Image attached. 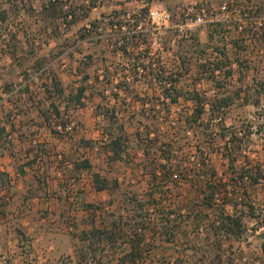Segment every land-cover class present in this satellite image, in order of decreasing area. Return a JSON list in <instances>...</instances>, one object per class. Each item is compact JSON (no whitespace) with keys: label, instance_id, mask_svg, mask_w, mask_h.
Returning a JSON list of instances; mask_svg holds the SVG:
<instances>
[{"label":"rangeland","instance_id":"obj_1","mask_svg":"<svg viewBox=\"0 0 264 264\" xmlns=\"http://www.w3.org/2000/svg\"><path fill=\"white\" fill-rule=\"evenodd\" d=\"M105 1L112 4L93 9L90 19L100 18L99 12H107L117 4L116 0ZM117 1H124L129 11L138 9L140 4L137 0ZM20 2L16 8L14 1L0 0V10H6L5 21H0V88L6 83L11 90L8 95L0 91V97L5 96L4 100L0 98V103L5 104L0 111L6 113V118L0 115V123L10 131L7 142L0 146V171L8 173L11 179L8 189L0 190L6 202L5 215L0 216V264H112L127 247L123 243L124 236L118 239L119 246L114 253L98 250L96 254L90 251L91 254L85 256L76 235L91 225L105 223L110 227L116 216L122 217L124 228L135 226L134 233L143 237L140 264H230V258L233 264H264L261 239L257 236L263 231L259 227L261 222L248 216L251 212L260 213L264 205L262 187L246 182L249 196H244L243 188L233 182L237 175L234 170L264 164L262 141L252 133L247 149L241 154H246L247 158L239 157L234 168H230L228 159L222 155L223 140L217 134L221 121L225 127L237 131H241L245 123L249 130L256 129V108L250 102L245 104L244 100L245 96L250 101L253 99L255 82H264V38L251 42L235 39L243 33L250 37L253 33L258 35L259 23L249 24L241 17L238 21L241 12L227 11L222 13L224 22L239 28L226 25L223 36L210 39L209 24L190 31L179 24L201 10H218L222 4L227 6L230 0H152L150 10L164 11V19H151L149 15L146 18L150 54L154 67L158 61V65L171 72L164 86L169 87L170 95L177 96V102L170 104L167 112L168 101L160 96H165L163 84L127 71V60L119 50L115 51L120 37L107 32L98 44L90 42V38L81 39L79 28L89 20H82L67 30L58 28L52 36L36 21L39 2ZM170 3L176 8L175 14L167 6ZM184 32H188L187 36ZM14 43L19 48L12 61L5 49ZM216 46L224 47L232 60L227 93L239 86L242 90L234 102L211 120L213 133L205 138L202 149H208L210 163L217 172L214 181L226 184L228 191H235L241 206L242 202L249 203L255 210H244L246 231L237 241L212 237L209 224L214 214L207 217L203 213L201 221L195 219L194 204L199 197L196 185L204 181L203 177L195 178L190 171L196 147L194 131L199 128L188 127L183 118L195 108L190 100L194 93L207 99L222 91L214 86L208 78L209 71L205 70L217 55ZM86 55L91 59L86 60ZM238 56L248 59L245 68L240 69L234 61ZM40 57L45 59V71L35 64ZM105 67H108L106 75ZM82 71L89 74V84L82 97L83 106H75L67 102V93L76 92ZM216 73L219 79L223 70ZM53 75L63 95L50 86L48 79ZM24 83L29 85V92H17ZM260 100L264 108V94L260 95ZM50 101L59 105L61 116H54ZM97 105L114 106L117 122L109 123L98 112ZM205 109L203 117L207 118L208 106ZM41 111L47 114V120ZM118 123L123 125L127 137L126 152L121 159L111 161L104 141L108 131L118 130ZM146 135L155 138V148L159 147L156 154H152L156 168L164 163L159 149H164L163 146L169 149L172 176L164 181L159 169L154 181L148 174L149 158L144 149L150 142L139 141ZM35 153H38L37 161L24 165ZM83 158L88 159L91 167L76 171L73 161ZM21 165H24V174L17 169ZM95 172L109 181L107 189L94 188L92 174ZM149 193L153 200L142 210L128 202L129 195L143 202L148 200ZM224 208L227 213H235L229 205ZM240 209L242 207L236 208ZM168 213V229L171 231V227H175L177 231L172 240H166L170 234L156 225ZM128 231L131 235L132 231Z\"/></svg>","mask_w":264,"mask_h":264},{"label":"trees","instance_id":"obj_2","mask_svg":"<svg viewBox=\"0 0 264 264\" xmlns=\"http://www.w3.org/2000/svg\"><path fill=\"white\" fill-rule=\"evenodd\" d=\"M15 2V7H18V4H22L25 0H12ZM30 1V0H29ZM38 1V9L35 10L38 17H36V21L38 23L41 22V27L48 32V34L55 36L58 32V28L67 30L71 25H74L82 20H89L87 24L81 26L79 28V37L81 39L90 38L89 41L92 43L100 42L103 38V35L111 33V35L115 34L120 37V40L115 43V51L119 50L120 54L123 58L127 60V71L135 76H143L152 78L154 77L157 80L166 81L170 78L171 72H168L164 67L160 64L157 67H154V61L150 54V43L148 41V35L145 25L148 23L146 18L149 14V9L152 0H137L139 2L138 9L133 11H129L128 7L125 5L124 1H117V4L110 8L107 12H99L100 18L90 19L91 11L95 8H101L103 5L109 6L112 3H106L105 0H34ZM31 3V2H30ZM10 6H13L10 3ZM32 8V3H31ZM168 8L170 11L175 14L176 8L174 9V5L168 4ZM233 6V7H232ZM227 10L229 13L233 12H241L239 19L246 20L249 24L256 23L258 24L259 34H252L250 37L248 34L242 36L240 38H236L235 40H241L245 42L248 39L250 42L259 39L260 37L264 38V0H230L227 3ZM6 17V10H0V21L4 22ZM241 17V18H240ZM125 18H129V21H126ZM233 18V17H232ZM230 18V20H233ZM115 19V20H114ZM125 19V20H124ZM230 26V23H225L224 21H215L209 23V32L208 37L211 39L216 35L223 36L224 34V26ZM234 27V26H233ZM234 28H239L238 25H235ZM248 31V29H247ZM108 32V33H107ZM16 34V33H14ZM112 40V38L110 39ZM233 40L232 42H234ZM163 41L165 39L163 38ZM5 50L8 56L13 60H15L16 51L19 48L16 44H8ZM248 46V45H246ZM215 53L217 54L214 61H209V69L206 67V71H209L208 78L212 80L215 87L218 89L222 88V91L216 93L213 97L205 99L203 96H200L198 93H194V95L190 98L192 102L195 104L194 110L189 113V115H185L183 118L185 123L190 128H199L195 129L194 133L196 134V147H195V155L194 160L192 161V165L190 167V171L194 175L195 178L203 177L204 181L196 185L197 187V195L199 196L196 200V212L195 219L201 221L203 217L201 214H205V216L209 217L211 214H214V218L211 219L209 224V230L212 231V237L215 239L219 238L220 240L226 241H237L243 238L242 233L246 231V226H244L243 222V213L244 210H254L253 206L249 203L241 202L243 205L241 206L240 202L236 199L235 191H228L226 189V184L221 183L220 181L217 183L214 181V178L217 176V172L210 163L209 159V151L208 149H202V145L207 136H211L213 133V129L211 127V120L218 116L220 110L222 108H226L235 99L238 98L242 88L239 86L237 90L234 92H229L228 88V77L232 75V70L230 68L232 64V60L229 57V54L225 50L224 47H215ZM87 60L91 59L90 55L84 56ZM248 59H240L238 56L234 61L238 62L240 69L245 68V62ZM45 59L37 58L35 64L38 65V68H43L44 71L47 70ZM84 64H88L87 62H83ZM205 63L201 64L204 66ZM247 67H249L247 65ZM104 75L108 73V67L104 69ZM222 77L218 79V72H222ZM241 74L244 75V70L241 71ZM89 74L82 71L81 81L76 88V92H68L67 93V102L69 104H74L75 106H83L82 97L84 96L88 84L87 80L89 78ZM95 77H98L96 75ZM48 80H50V86L53 90L63 95V89L56 78V76H51ZM254 89L256 90L254 93L253 99L250 101L247 96H245L244 103L250 102L256 108V129L254 131L246 128L247 123L244 124V127L241 131H237L233 128H227L224 126L223 121H221L222 117L219 115V121H221L220 127H218V136L223 140L222 146V155L228 159V165L230 168H234L237 159L241 156L247 158V155H241L243 151L247 149L248 141L252 133L256 134L262 141L263 150H264V108H261V100L260 95L264 94V82L259 81L254 83ZM9 84L2 86L0 91L5 95H8V92L11 90L8 89ZM29 85L24 83L16 89L17 92H29ZM163 92L166 96L169 97L168 103H166L167 112L169 111V105L175 104L177 102V96L170 95L169 87H165L163 85ZM103 94V92L101 91ZM117 95V93H114ZM1 100L5 98V96L0 97ZM50 107L54 112V116H61V108L55 101H50ZM5 104L0 103V108H3ZM208 106L209 116L204 118L203 115L206 113V109ZM98 112L102 114L105 119L109 123H116V114L114 113L115 107L105 108L102 105H97ZM124 110H127L124 107ZM0 111V115L5 116L6 113ZM40 114L47 120V114L44 111H41ZM0 116V117H2ZM6 118V116H5ZM202 118L204 120H202ZM13 127L14 124L12 123ZM252 124H249L251 128ZM123 125L118 123V130L116 132L108 131L106 140L104 141L105 152H108L109 160L116 161L122 158L123 153H125V142L127 140L126 135L124 134ZM10 134V131L6 126L0 123V146H4L7 136ZM147 136V135H146ZM146 140L147 148L144 149V154L147 158H149V164L147 166L150 167V171L148 174L150 175L151 180L156 179L157 169H159L158 173H160V178L166 180L167 176H172L170 171V167L172 164L171 155L164 149H159L162 152V160L164 163H160L157 165L152 157V154H156L158 151L155 143V138L140 137V142L145 143ZM149 141V142H147ZM167 146V145H166ZM29 152L26 156H28ZM38 153L32 155L31 159H28L24 165H31L37 161ZM178 162V161H177ZM170 164V165H167ZM19 166L17 169L24 174L25 171L23 166ZM91 165L88 159H81L73 161V168L76 171H80L81 169L90 168ZM237 173L236 178L233 179L234 183H238V185L243 188L244 196H249L247 193V184H259L262 187V192L264 194V164L258 163L254 168H245L241 167L238 171L234 170ZM247 180V181H246ZM9 182L11 179L5 171H0V190L8 189ZM92 184L95 189L103 190L107 189L109 185V181L102 177L99 173L95 172L92 174ZM193 184V182L191 183ZM195 184V183H194ZM197 184V183H196ZM234 194V195H233ZM151 197V199H150ZM128 202L134 203L136 208L142 210L146 203L153 200L152 194L149 193L148 200L141 201L139 198L129 195ZM222 200L221 203H217V200ZM151 204V203H150ZM229 205L235 209V213H227L225 211L224 206ZM5 206L6 202L3 201V197L0 195V216L5 215ZM221 206V207H220ZM246 206L248 207L246 209ZM237 207H242L239 211L236 210ZM219 208V209H218ZM250 211V212H251ZM255 211V210H254ZM216 212V213H215ZM247 212V213H248ZM249 217L256 219L260 223V226L263 231L259 233L257 236L261 239L260 241V250L264 254V205L260 209V213H248ZM167 214L165 217H161L160 223L156 225H161L164 228L165 234H170L169 237H166V240H172L177 232L175 227H171V231L168 229V224L170 220ZM206 217V218H207ZM121 216H116L111 222L110 227H108L105 223L100 226L91 225L89 229H81L78 231L76 237L81 242L82 251H84V255L95 253L100 250H107L109 252L114 253L118 248V239L123 238V243L125 242L127 245L122 251H120L119 256L115 259L112 264H140L142 261L141 258V244H142V236L134 233L135 226L124 228V224L121 221ZM123 225V226H122ZM132 231V234L129 235V231ZM21 238L24 237L23 233L19 230L17 231ZM85 256L82 255V260L85 259ZM80 258V259H81ZM230 264H233V259L230 258Z\"/></svg>","mask_w":264,"mask_h":264},{"label":"built area","instance_id":"obj_3","mask_svg":"<svg viewBox=\"0 0 264 264\" xmlns=\"http://www.w3.org/2000/svg\"><path fill=\"white\" fill-rule=\"evenodd\" d=\"M227 6L225 4H222L220 6V9L218 10H201V13L195 14L193 16H188L184 18V21H182L179 26H181L183 29H185V31H190L191 29H193L196 26H201L204 24H209L215 21H225V17L222 16V13L226 12L227 13ZM164 11H152L149 9V16H151V19H155L156 20H161L164 19ZM229 13V11H228ZM166 18H168V15L166 14L165 16ZM188 32H184V36H187ZM153 81H158V84H168L166 81L163 80H157L154 77L151 78ZM161 98L165 99V101H168L169 97L168 96H163V94L160 95Z\"/></svg>","mask_w":264,"mask_h":264}]
</instances>
